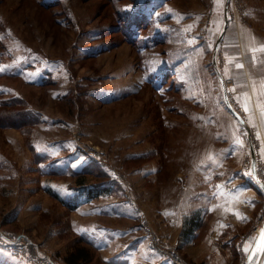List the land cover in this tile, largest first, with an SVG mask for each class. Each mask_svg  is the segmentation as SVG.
<instances>
[{
	"label": "rangeland",
	"instance_id": "rangeland-1",
	"mask_svg": "<svg viewBox=\"0 0 264 264\" xmlns=\"http://www.w3.org/2000/svg\"><path fill=\"white\" fill-rule=\"evenodd\" d=\"M248 28L264 38V0H0V99L23 98L37 121L0 125V229L21 235L18 251L0 247V264H67L85 244V216L135 225L153 249L205 264L209 232L216 244L239 234L216 228L218 188L229 201V189L250 183L253 215L264 214V161L255 166L251 146H264V129L247 86L255 74L237 67L255 56ZM64 154L88 162L61 170ZM104 184L127 221L101 216L96 203L97 216L78 209L81 191ZM261 223L238 225L243 238ZM92 243L89 264H112ZM220 250L215 262L240 264Z\"/></svg>",
	"mask_w": 264,
	"mask_h": 264
},
{
	"label": "crops",
	"instance_id": "crops-1",
	"mask_svg": "<svg viewBox=\"0 0 264 264\" xmlns=\"http://www.w3.org/2000/svg\"><path fill=\"white\" fill-rule=\"evenodd\" d=\"M233 27L234 26L231 28ZM244 34L247 35L245 49L247 47V50L250 51L251 55L254 53L255 56H253V58L246 59L247 62L240 61L238 65H242V67L244 66L246 74L248 72L253 75L255 74V81L249 85H246L250 89L251 98H255V126L260 120L264 129V51H261L262 46H264V38L256 32L251 31L250 28H248V31L244 32ZM246 85L241 87L239 90H247ZM240 101L244 103L243 105H246L251 110L253 106L252 102L249 100H246L245 102L242 100ZM251 113L252 112L249 113V119H251ZM255 153L257 161H264V146L256 145ZM69 156L71 155L64 154V157H61V160L57 162L61 170L68 168V166L72 168L73 165H76L75 163H78V166H80L78 168H82V166L88 162L87 159L85 160V157L77 156V158L74 160V163ZM252 172L254 171L252 170ZM99 187H94L93 189H89L88 191L84 192L81 191V197L83 198V201H80V203H82L78 209H81V211L84 210V212H88L89 210V214H93L95 213L94 203H96V205L101 207V216L113 217V219L127 221L124 218V215L129 214V211H127L125 204L123 203L122 205V203H120L113 196L107 195V192L110 190H100ZM217 190V200H219V202L215 204L217 206L215 207V211L219 213L222 212L223 218L215 220V224L217 225L216 228L219 229L220 232L221 230L227 228H233L234 231H238L239 234L236 236L234 235L233 237L226 236L225 239L221 240V242L219 240L218 244H216L214 238H217L218 235H214L213 232H209L206 235V241L210 245V251L205 256V264H227L225 258H223L221 262H215L216 257H214L216 255L214 254L215 252H217L218 255L221 254L220 248H225L226 246L227 249L233 250L236 253V256L239 254L241 260L240 264H243L244 261H246L248 254V252L244 251V248L251 245L253 239L243 238L242 235L245 232H240L238 225L246 226L250 224L252 225L254 222H263L262 218H264V214L262 210L259 212V214L257 213L256 218L253 215L259 202L257 191L253 186H251L250 183L241 181L240 184L232 187V189H229V201H227V189L218 188ZM57 192H59L62 196L69 198L77 191L73 192L72 190L71 195L68 193V189H61ZM90 194H92V198L89 202L87 196ZM97 199L100 201V203L96 202ZM210 206L214 205L212 204ZM234 213H239L240 215L237 216ZM95 216H97L96 213ZM85 217L92 218V221L88 224L90 225L89 229H87V225H84L80 229L81 234L98 245L101 251L105 253V258L110 260L112 264H176L175 262L171 261L168 255L163 254L159 250L153 249L150 245L148 234L141 231V229L136 228L135 225L127 224L126 226H122L106 224L104 222H97L93 224V216ZM225 217H228L229 219L226 220ZM176 223L177 222L174 220V218L170 216V220L167 221V225L174 226ZM181 225L182 222H178V226ZM213 231L216 230L213 229ZM188 237V235L183 236V238L186 239V242L182 243L192 241L189 240L191 238ZM188 245L192 244L187 243L184 244L183 247ZM260 264H264V257Z\"/></svg>",
	"mask_w": 264,
	"mask_h": 264
},
{
	"label": "trees",
	"instance_id": "trees-1",
	"mask_svg": "<svg viewBox=\"0 0 264 264\" xmlns=\"http://www.w3.org/2000/svg\"><path fill=\"white\" fill-rule=\"evenodd\" d=\"M1 73V72H0ZM2 90V89H1ZM3 91V90H2ZM2 93V92H1ZM18 103V105H24L23 108L20 107L19 109H13V105ZM0 125H9V126H22V120L26 121V124L32 125L35 122V113H33L27 106L26 102L21 97H4L0 99ZM3 118V119H2ZM22 121V122H21ZM25 123V122H24ZM80 182H84V178L79 179ZM100 190L106 189L111 190V187L107 184L99 187ZM66 203L68 201L63 200ZM190 223L186 225L187 231L192 233L197 226H199V222L197 218L194 220H189ZM78 239L85 244H77L73 249H71L68 254L64 257L67 264H89L93 260V250L98 251L97 247L83 237H78ZM105 264H110L107 260L102 259ZM97 264V263H96ZM101 264V263H99Z\"/></svg>",
	"mask_w": 264,
	"mask_h": 264
},
{
	"label": "built area",
	"instance_id": "built-area-1",
	"mask_svg": "<svg viewBox=\"0 0 264 264\" xmlns=\"http://www.w3.org/2000/svg\"><path fill=\"white\" fill-rule=\"evenodd\" d=\"M261 225H262V223L260 225H257L256 229L254 228L252 230V232L250 233V237L253 240L257 236V234L261 228ZM19 238H21V235H17V236L15 235V238H14L15 241H13L12 238L9 236V234L6 231L0 229V247H5L7 249L9 247V248L13 249L14 251H18V248L16 246L18 245V239ZM161 249L166 255H168L170 257L171 261L175 262L176 264H190V263H186L180 257L178 252H175L172 249L167 248V247L166 248L162 247Z\"/></svg>",
	"mask_w": 264,
	"mask_h": 264
},
{
	"label": "water",
	"instance_id": "water-1",
	"mask_svg": "<svg viewBox=\"0 0 264 264\" xmlns=\"http://www.w3.org/2000/svg\"><path fill=\"white\" fill-rule=\"evenodd\" d=\"M226 23H227V21H226ZM221 38H222V36H220L217 44H219ZM232 110L234 111L235 114L239 115V113L234 108H232ZM251 146H252V153H253V161H254V164L256 166V160L257 159H256L255 147L253 144H251ZM259 182H260L261 186L264 188V182H262L260 180H259ZM262 230H264V220H263L261 228H260V230H259V232L255 238H258L260 236ZM251 246L255 247V241L254 240H253ZM263 257H264V255H261V254H257L256 256H251V253L248 252L245 264H260L263 260Z\"/></svg>",
	"mask_w": 264,
	"mask_h": 264
},
{
	"label": "snow or ice",
	"instance_id": "snow-or-ice-1",
	"mask_svg": "<svg viewBox=\"0 0 264 264\" xmlns=\"http://www.w3.org/2000/svg\"><path fill=\"white\" fill-rule=\"evenodd\" d=\"M261 51H264V46H262ZM237 67H242V65H237ZM247 107H245V111H247ZM242 143V141H238ZM247 175H251V173H246ZM235 215L239 216V213H234ZM255 247L251 245L244 248L245 252H250L251 256H256L257 254L264 255V230L261 231V234L258 238H254Z\"/></svg>",
	"mask_w": 264,
	"mask_h": 264
}]
</instances>
